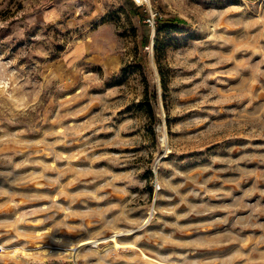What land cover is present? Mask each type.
Segmentation results:
<instances>
[{"label":"rangeland","instance_id":"rangeland-1","mask_svg":"<svg viewBox=\"0 0 264 264\" xmlns=\"http://www.w3.org/2000/svg\"><path fill=\"white\" fill-rule=\"evenodd\" d=\"M0 264H264V0H0Z\"/></svg>","mask_w":264,"mask_h":264},{"label":"trees","instance_id":"trees-1","mask_svg":"<svg viewBox=\"0 0 264 264\" xmlns=\"http://www.w3.org/2000/svg\"><path fill=\"white\" fill-rule=\"evenodd\" d=\"M157 19H158V24H157L158 30H161L164 27L171 28L174 26V23L182 21L181 19H179L178 17H175V16H172V17H161L160 16V17H157ZM158 40L159 39L155 36V43H156L155 50H156L158 67H159L160 66V61H159V53H160L159 43H160V41H158ZM144 42L145 41H143V44H144ZM158 70H159V73L161 76L163 90H164V92H167V83H166V79L164 77V74L162 73V69L159 68ZM165 94H164V99H165ZM155 97H156V94H155Z\"/></svg>","mask_w":264,"mask_h":264},{"label":"built area","instance_id":"built-area-1","mask_svg":"<svg viewBox=\"0 0 264 264\" xmlns=\"http://www.w3.org/2000/svg\"><path fill=\"white\" fill-rule=\"evenodd\" d=\"M149 20V22L154 26L155 24V14L154 13H152V18H149L148 19Z\"/></svg>","mask_w":264,"mask_h":264},{"label":"bare ground","instance_id":"bare-ground-1","mask_svg":"<svg viewBox=\"0 0 264 264\" xmlns=\"http://www.w3.org/2000/svg\"><path fill=\"white\" fill-rule=\"evenodd\" d=\"M144 1H148V0H144ZM87 241H90V240H85L84 242H87ZM82 242H83V241H82ZM84 242H83V243H84ZM23 247H24V246H23Z\"/></svg>","mask_w":264,"mask_h":264}]
</instances>
